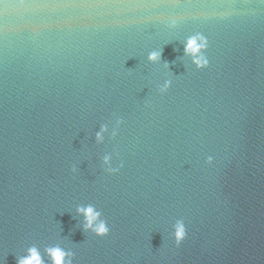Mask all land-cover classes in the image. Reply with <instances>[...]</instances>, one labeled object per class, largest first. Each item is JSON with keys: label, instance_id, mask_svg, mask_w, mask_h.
Instances as JSON below:
<instances>
[{"label": "water", "instance_id": "obj_1", "mask_svg": "<svg viewBox=\"0 0 264 264\" xmlns=\"http://www.w3.org/2000/svg\"><path fill=\"white\" fill-rule=\"evenodd\" d=\"M4 4L0 264L53 245L73 264H264V3Z\"/></svg>", "mask_w": 264, "mask_h": 264}, {"label": "clouds", "instance_id": "obj_2", "mask_svg": "<svg viewBox=\"0 0 264 264\" xmlns=\"http://www.w3.org/2000/svg\"><path fill=\"white\" fill-rule=\"evenodd\" d=\"M264 3V0H261ZM0 5H3L4 9H7L9 5L4 4V0H0ZM20 7L24 6V0H20ZM217 13H211L212 17H215ZM227 13H220L219 18H224ZM209 48V40L203 33H196L190 36L185 41L184 53L191 58L192 64L197 70L207 69L209 67V58L205 55ZM159 58L158 52H152L148 56L150 62H155ZM169 87L165 84V90ZM104 129H101V133ZM101 133H97V140L100 139ZM107 162V158L106 161ZM208 163H211V158L208 159ZM116 171V170H113ZM77 214L84 217L83 230L90 231L97 238H103L109 234L107 224L100 220V213L92 206L85 208H78ZM186 237V228L182 222H178L172 232V240L176 246H179ZM47 257V261H45ZM16 264H73L72 254L66 251L64 248L53 245L44 249L43 254L35 247H29L26 253L17 259Z\"/></svg>", "mask_w": 264, "mask_h": 264}]
</instances>
